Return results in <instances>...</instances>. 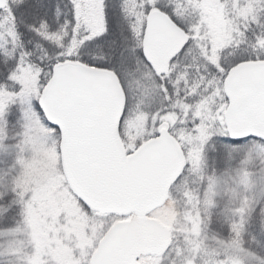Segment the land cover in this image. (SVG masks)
Segmentation results:
<instances>
[{
	"label": "snow or ice",
	"instance_id": "snow-or-ice-1",
	"mask_svg": "<svg viewBox=\"0 0 264 264\" xmlns=\"http://www.w3.org/2000/svg\"><path fill=\"white\" fill-rule=\"evenodd\" d=\"M0 264H264V0H0Z\"/></svg>",
	"mask_w": 264,
	"mask_h": 264
}]
</instances>
